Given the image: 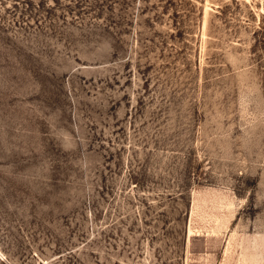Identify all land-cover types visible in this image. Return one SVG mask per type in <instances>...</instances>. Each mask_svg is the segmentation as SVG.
Masks as SVG:
<instances>
[{"label": "rangeland", "instance_id": "rangeland-1", "mask_svg": "<svg viewBox=\"0 0 264 264\" xmlns=\"http://www.w3.org/2000/svg\"><path fill=\"white\" fill-rule=\"evenodd\" d=\"M0 264H264V0H0Z\"/></svg>", "mask_w": 264, "mask_h": 264}]
</instances>
